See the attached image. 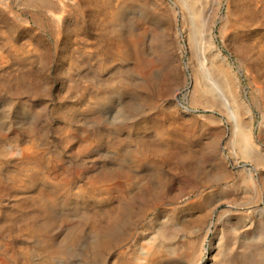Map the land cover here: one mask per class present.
Instances as JSON below:
<instances>
[{"label": "bare ground", "instance_id": "6f19581e", "mask_svg": "<svg viewBox=\"0 0 264 264\" xmlns=\"http://www.w3.org/2000/svg\"><path fill=\"white\" fill-rule=\"evenodd\" d=\"M262 73L264 0H0V264H264Z\"/></svg>", "mask_w": 264, "mask_h": 264}, {"label": "rangeland", "instance_id": "374dc122", "mask_svg": "<svg viewBox=\"0 0 264 264\" xmlns=\"http://www.w3.org/2000/svg\"><path fill=\"white\" fill-rule=\"evenodd\" d=\"M86 37H88V38L91 37V33L89 32V30H87V32H86ZM233 60H234L233 57H231L230 58V61L233 62ZM49 79L51 80L52 85L53 84H56V82H58L57 78H55V76H53L52 73H51ZM244 79L245 80L242 81V90H240V92L242 94L243 99L244 100H247L250 91L253 90V88H254L253 85H255V84L261 85L262 84V81L264 79V73H262V75H260L259 77H257L255 79V82H256L255 84H251L250 81H249V79L246 76H244ZM184 92H186V91H184ZM179 97H181V94H179ZM49 99H50V101H53L54 100V96H52V94H50V98ZM111 114L112 113L109 112V115H111ZM259 120H260V117L257 116V121H259ZM238 208H240V209H246V208H248L251 211V207L249 206V204L240 205V206H238ZM242 230H245V229L243 228ZM0 236H1V234H0ZM200 264H202V263H200Z\"/></svg>", "mask_w": 264, "mask_h": 264}]
</instances>
